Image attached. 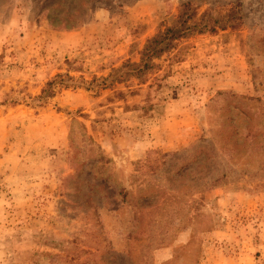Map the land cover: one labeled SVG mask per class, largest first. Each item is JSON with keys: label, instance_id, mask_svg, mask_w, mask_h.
<instances>
[{"label": "rangeland", "instance_id": "obj_1", "mask_svg": "<svg viewBox=\"0 0 264 264\" xmlns=\"http://www.w3.org/2000/svg\"><path fill=\"white\" fill-rule=\"evenodd\" d=\"M185 1L238 3L242 25L181 42L145 83L103 85ZM51 2L0 0V264H264V147L231 155L222 130L264 116V0H94L79 28L54 25ZM210 52L240 89L203 88ZM177 97L197 130L148 146Z\"/></svg>", "mask_w": 264, "mask_h": 264}, {"label": "trees", "instance_id": "obj_2", "mask_svg": "<svg viewBox=\"0 0 264 264\" xmlns=\"http://www.w3.org/2000/svg\"><path fill=\"white\" fill-rule=\"evenodd\" d=\"M92 1L94 0H53L45 9L48 10L49 19L54 25L65 24L68 28H79L85 23L86 10L89 9ZM59 6L62 8L67 6L69 10H59ZM199 9L200 7L192 1L182 2L178 13L172 16L170 23L163 25L146 40L139 61H127L119 68H114L107 78H103V85L107 82L124 83L133 79L145 83L148 76L156 74L161 69L159 60L173 52L181 42L196 35L213 34L219 30L238 28L242 25L243 16L241 5L238 3L225 12H217V14L209 8L203 12ZM51 84L52 81L48 83V86L50 87ZM44 93L49 95L53 92L46 89ZM232 96L261 101L235 94ZM242 125L244 130L240 131ZM222 130L225 132L223 149L231 155H248L253 152L258 154L263 150L264 116L256 119L255 115L245 114L241 125H235L233 120H230L227 127H223Z\"/></svg>", "mask_w": 264, "mask_h": 264}, {"label": "crops", "instance_id": "obj_3", "mask_svg": "<svg viewBox=\"0 0 264 264\" xmlns=\"http://www.w3.org/2000/svg\"><path fill=\"white\" fill-rule=\"evenodd\" d=\"M136 5L134 6V10H137ZM212 44H215L213 40ZM210 54H212L210 55V61H212V64H210V72H207L205 75H200L198 81L201 85H205L203 88L209 89L208 94L210 93V96H212L220 89L232 88L234 84H232L231 81L225 79L228 74L225 71H228L229 67L223 64V59H221L222 57L215 53L210 52ZM217 61L219 62L218 66L215 65ZM234 86L236 89H240L238 84H235ZM184 98L177 97L176 99H172V103H170L171 106L176 107L174 109H178L179 111L177 110V113H170L172 115L168 114L165 116L164 121L162 122L166 123L169 127L167 129V136L165 135L159 138L155 136L153 142L151 139H149L146 142L148 146L154 144L155 146L167 148L183 141V129H187L188 131L197 130L198 117L192 111V107H194L193 102L191 103L192 99L187 97ZM180 113L182 116L179 115Z\"/></svg>", "mask_w": 264, "mask_h": 264}]
</instances>
